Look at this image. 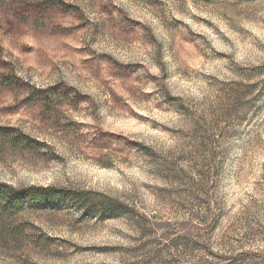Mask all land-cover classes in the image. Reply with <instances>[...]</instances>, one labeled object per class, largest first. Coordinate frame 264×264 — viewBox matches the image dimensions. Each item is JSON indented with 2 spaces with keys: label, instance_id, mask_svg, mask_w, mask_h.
I'll use <instances>...</instances> for the list:
<instances>
[{
  "label": "rangeland",
  "instance_id": "obj_1",
  "mask_svg": "<svg viewBox=\"0 0 264 264\" xmlns=\"http://www.w3.org/2000/svg\"><path fill=\"white\" fill-rule=\"evenodd\" d=\"M2 127L0 264H264V0H0Z\"/></svg>",
  "mask_w": 264,
  "mask_h": 264
},
{
  "label": "trees",
  "instance_id": "obj_2",
  "mask_svg": "<svg viewBox=\"0 0 264 264\" xmlns=\"http://www.w3.org/2000/svg\"><path fill=\"white\" fill-rule=\"evenodd\" d=\"M59 5H61V9L63 10V11H68V5L67 4H65V3H63V2H59ZM8 130H10L9 128H6V127H2V128H0V133L2 132V134L4 133V131H8ZM19 139V138H18ZM16 141H17V138L15 139ZM4 192H1V194H3ZM14 198H16V197H14Z\"/></svg>",
  "mask_w": 264,
  "mask_h": 264
}]
</instances>
